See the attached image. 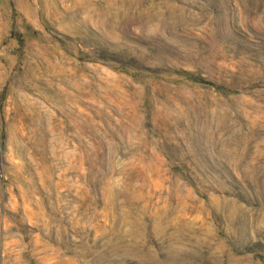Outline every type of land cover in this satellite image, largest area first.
Instances as JSON below:
<instances>
[{
    "label": "rangeland",
    "instance_id": "1",
    "mask_svg": "<svg viewBox=\"0 0 264 264\" xmlns=\"http://www.w3.org/2000/svg\"><path fill=\"white\" fill-rule=\"evenodd\" d=\"M0 264H264V0H0Z\"/></svg>",
    "mask_w": 264,
    "mask_h": 264
}]
</instances>
